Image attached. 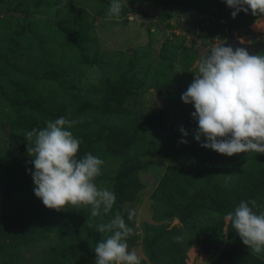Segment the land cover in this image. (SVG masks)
Wrapping results in <instances>:
<instances>
[{"label":"rangeland","instance_id":"1","mask_svg":"<svg viewBox=\"0 0 264 264\" xmlns=\"http://www.w3.org/2000/svg\"><path fill=\"white\" fill-rule=\"evenodd\" d=\"M60 4L0 0V203L34 184L26 133L61 116L78 121L68 129L82 141L77 158L104 161L95 183L116 200L92 217L90 207L56 211L15 191L0 212V264H77L83 237L117 212L142 264H214L223 250L222 264H264L227 219L242 200L264 206V153L212 167L219 153L194 139L195 109L181 100L204 51L227 38L264 42V14L233 18L225 0H121L117 19L110 0Z\"/></svg>","mask_w":264,"mask_h":264},{"label":"clouds","instance_id":"2","mask_svg":"<svg viewBox=\"0 0 264 264\" xmlns=\"http://www.w3.org/2000/svg\"><path fill=\"white\" fill-rule=\"evenodd\" d=\"M233 9L231 16L251 11L253 16L264 14V0H225ZM61 0L59 6L67 5ZM122 11L121 0H110L108 13L117 19ZM192 82L181 94V100L191 103L192 118L197 127L194 139L201 147L217 153L233 154L264 153V55L249 54L244 47L233 49L223 42L207 50L197 61ZM78 121L61 116L46 122L40 129L33 128L26 133L28 162L33 191L43 205L56 211L90 207L92 217L108 214L116 196L107 188L95 183L101 175L104 161L91 153L77 158L81 140L70 129ZM183 136L188 132L181 126ZM187 143V140H180ZM251 205V207L249 206ZM254 199L241 201L234 211L227 213V219L253 254L264 251V206L259 212ZM127 219L133 220L136 212L127 209ZM104 234L95 244L94 264H142L135 249L129 251L128 238L134 229L117 212L110 221L96 225ZM177 242L181 236H174Z\"/></svg>","mask_w":264,"mask_h":264},{"label":"trees","instance_id":"3","mask_svg":"<svg viewBox=\"0 0 264 264\" xmlns=\"http://www.w3.org/2000/svg\"><path fill=\"white\" fill-rule=\"evenodd\" d=\"M7 140L13 145H20L21 141H22V139L20 137L12 136V135L7 136ZM22 151L23 150H22L21 147L17 148V150H16V159H17V161H19V163L21 165H24V162L21 161V159H20V155L22 154ZM219 161H220V159L219 160L215 159L214 161H212L211 166L213 167L214 165L218 164ZM34 187H35V185L33 184L30 187L14 186V187L10 188L7 191V193L4 195L3 200L0 203V212H1V214H2V212L4 210L5 201L8 198H10V196L15 191L22 190V191H26L29 195H34V191H33ZM89 232L90 233L88 235L83 237L84 238L83 241L86 244L84 243L85 245H81L82 244V241H81L80 246L75 250L76 252H78L81 255V258H80L79 261H77V264H91L90 261L92 260V258L95 257V252L93 250L95 248V246H92V245L96 241V235H97V237L100 236V235H102V236L104 235V234L98 233L97 230H96V227L92 228ZM230 252L233 255L232 249H230ZM225 255H226V250L225 251L224 250L221 251L214 264H222L221 261L224 260Z\"/></svg>","mask_w":264,"mask_h":264},{"label":"water","instance_id":"4","mask_svg":"<svg viewBox=\"0 0 264 264\" xmlns=\"http://www.w3.org/2000/svg\"><path fill=\"white\" fill-rule=\"evenodd\" d=\"M224 43L226 46H231L233 49L237 48V47H244L248 52L249 54H256L258 53L260 50H264V42L261 41V40H256V41H253V42H250V43H247V42H240L236 39H231V38H227L223 41H221L220 43ZM219 43V44H220ZM207 51V50H206ZM204 51L203 54L206 52ZM209 52H210V49H209ZM202 54V55H203ZM201 55V56H202ZM200 56V57H201ZM224 156V154H218L216 156V159H221L222 157Z\"/></svg>","mask_w":264,"mask_h":264}]
</instances>
